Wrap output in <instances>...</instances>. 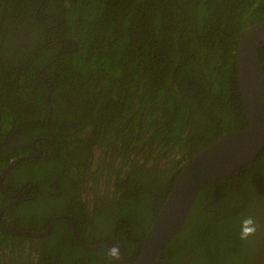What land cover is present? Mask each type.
<instances>
[{"label":"trees","instance_id":"obj_1","mask_svg":"<svg viewBox=\"0 0 264 264\" xmlns=\"http://www.w3.org/2000/svg\"><path fill=\"white\" fill-rule=\"evenodd\" d=\"M263 21L264 0H0V173L30 151L14 142L38 143L51 136L49 128L68 149L87 143L83 135L91 132L92 153L104 150L113 159L119 152L129 168L123 180L116 169L118 209L110 223H118V244L132 263L184 163L220 133L246 127L234 53L245 29ZM47 33L53 41L70 35L76 52L57 55L46 45ZM258 53L264 72V43ZM41 69L50 85L37 77ZM67 125L74 127L69 136ZM68 162L59 156L37 171L70 174L80 187L86 174ZM99 167L90 168L91 188ZM261 192L264 148L231 176L204 184L180 228L187 234L179 249L200 257L190 264L258 262L260 247L247 246L239 233L244 217L256 216L257 223L264 213ZM180 229L163 249L171 264H180L174 251ZM10 239L0 232V264L14 257ZM49 246L52 255L44 256L59 255V264L112 261L106 250L73 241Z\"/></svg>","mask_w":264,"mask_h":264},{"label":"flooded vegetation","instance_id":"obj_2","mask_svg":"<svg viewBox=\"0 0 264 264\" xmlns=\"http://www.w3.org/2000/svg\"><path fill=\"white\" fill-rule=\"evenodd\" d=\"M53 21L58 23L57 19H53ZM52 28H54V24ZM56 32L58 31L54 28L53 33ZM52 38L49 33L45 35L46 45L49 48L52 47L54 50H57V55L67 56L76 52V48L78 47L77 43L70 35L59 37L56 41H53ZM48 41H51V44L48 45ZM55 60L56 58L48 63L45 68ZM43 70H39L37 77L43 82H48L42 75ZM47 84L50 85L49 82ZM47 94L49 96L50 91ZM237 114L239 113L236 110L235 115L237 116ZM240 123L243 125L244 121L238 122V126H240ZM46 126H48V123H46ZM58 127L60 128V126ZM66 128L68 130L66 136H69L71 129H74V127L67 125ZM47 130L51 136L48 138H39L36 140L38 143H35V141L29 144L25 141L12 143L11 145L14 148L26 147L30 151L24 152L23 156L11 160L10 163L19 158H28L25 161L29 160L30 162L23 164L25 161H22L2 175V172L9 167V163L0 173V194L4 197L0 210L8 206L1 213L0 232L12 237L8 249L14 256L7 264H12L13 260L18 261L20 264H59L56 258L59 255L48 258L44 254L52 255L51 253L49 254L47 248L50 243L49 250H51V247L55 249L61 248L67 241H73L88 251L91 250L86 249L83 245L88 247L91 246L87 244H95L96 246L93 247L118 246L124 251L120 243L118 244V240L120 239L118 238V223H113V225L110 223V219L112 220L116 212L115 210L118 209L119 193L117 191L118 184L115 182L118 178L116 169L119 172V178L123 180L125 174L129 171L128 166H124L120 161L119 152H117V156L114 155L113 159L112 155L104 154V150H102V153H92L90 149L92 134L87 130L83 135V139L88 140V142L81 145L78 143L74 144L72 148L68 149H65L67 142L62 137L61 140L58 139L56 141L53 132L49 128ZM59 156L68 158L69 162L66 163L67 166H74L75 169H79L84 175L86 174L82 180L78 176V179L80 182H83V185L77 187L76 181L73 180L70 174L62 176L40 175L43 167L48 163H52L54 158ZM133 156L131 157L133 158ZM97 164H100L98 172L101 171V177L99 180H96L95 186L91 188L89 180L90 168L92 170L95 169ZM120 166L124 167L119 171ZM37 170H41V172L38 173ZM263 196L264 194L261 192V197L259 195L258 198L264 200ZM76 213L81 215L80 219L75 217ZM259 216L260 218L257 222L258 228L255 235L245 241L247 246L250 243V246L253 248L260 247L261 254L259 253L258 258L257 256L253 258L257 259L258 262L256 264L260 263L264 255V213L259 214ZM113 221L115 222V219ZM1 228L8 231H24L30 233H44L50 230V233L44 238L37 239L23 235H10L2 231ZM73 228L81 244L76 241L73 235ZM186 234V228H183L177 237V245L174 248L178 256L176 263L190 264L198 259L194 249L186 248L184 251L179 249V246L185 241ZM66 235L70 237L68 240L64 239ZM101 242H104V244L100 245ZM72 249H70L69 253ZM103 250L108 251L107 248ZM179 250L184 254L179 253ZM72 252L78 253L75 251ZM162 253L157 257V260L171 264L169 261L163 259ZM136 254L137 252L135 251L131 252V258L135 259ZM44 258H46L45 261ZM113 260L117 263L119 262L117 259H112V261L109 259V262L105 264H115ZM125 260L128 264H131L128 262L126 254ZM3 264H5V260ZM84 264L103 263L100 261L98 263H91L90 259L86 258ZM119 264L121 263L119 262Z\"/></svg>","mask_w":264,"mask_h":264},{"label":"water","instance_id":"obj_3","mask_svg":"<svg viewBox=\"0 0 264 264\" xmlns=\"http://www.w3.org/2000/svg\"><path fill=\"white\" fill-rule=\"evenodd\" d=\"M262 43H264V21L245 29L234 53L239 93L247 117L246 127L234 133H221L214 143L184 163L173 189L161 205L143 240L139 257L131 264H169L158 261L157 257L161 255L163 249L168 246L185 222L204 184L215 185L217 180L231 176L251 163L263 150L264 72L258 53ZM27 159L19 158L12 161L2 175L14 165ZM7 207L0 210V217ZM1 230L10 235H23L37 239L44 238L50 233V230L44 233L14 232L3 228ZM73 235L81 244L74 228ZM83 247L91 251H99L113 246L83 245ZM118 261L121 264H128L121 248Z\"/></svg>","mask_w":264,"mask_h":264},{"label":"clouds","instance_id":"obj_4","mask_svg":"<svg viewBox=\"0 0 264 264\" xmlns=\"http://www.w3.org/2000/svg\"><path fill=\"white\" fill-rule=\"evenodd\" d=\"M257 228H258V225L252 216L244 217L241 221V229L239 233V238L242 241L248 240L249 237H252L255 235ZM107 255L111 259L118 260L120 256V248L118 246L111 247L110 249H108Z\"/></svg>","mask_w":264,"mask_h":264}]
</instances>
